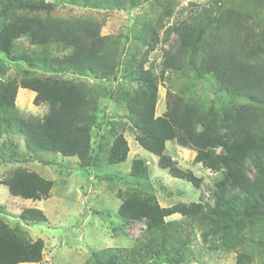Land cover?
I'll list each match as a JSON object with an SVG mask.
<instances>
[{"label":"trees","instance_id":"16d2710c","mask_svg":"<svg viewBox=\"0 0 264 264\" xmlns=\"http://www.w3.org/2000/svg\"><path fill=\"white\" fill-rule=\"evenodd\" d=\"M143 1L58 0L65 6L124 12L141 7ZM159 4L157 15L134 17L123 36H104L103 20L54 15L57 2L0 0V55L26 68L19 79L5 81L1 77L7 65L0 60V140L5 147L11 142L7 136H20L30 154L76 158L80 167L89 169L101 154L108 165L126 161L129 146L123 126L127 125L137 144L157 156L158 167L172 178L196 190L202 183L165 154L169 141L193 150L195 164L219 174L211 203L198 200L161 207L153 194L119 190L118 216L126 222H143L145 230L131 247L91 250L84 264H182L189 241L183 239L181 227L166 221L173 215L193 218L201 228L202 242L211 250L235 253V264H264V0H211L170 25L176 1L159 0ZM173 36L176 39L163 49L160 73L155 75L145 68L147 58ZM20 38L34 48L16 51ZM130 41L140 42L142 58L126 49ZM52 47L63 54L54 55ZM33 70L47 74L38 76ZM168 72L180 83L176 90L166 91L165 110L156 116L159 80ZM63 73L111 83L116 79L117 89L110 85L104 97L123 106L126 114L122 119L110 116L95 149L92 131L102 128L101 121L96 123L99 86L57 76ZM18 88L33 92V105H45L46 113L40 118L17 116ZM129 175L146 180L145 161L133 159ZM0 185L11 196L40 201L49 197L53 181L17 167ZM18 218L25 224L47 222L34 208L24 209ZM44 246L43 240L33 241L25 230L0 218V264L40 263Z\"/></svg>","mask_w":264,"mask_h":264},{"label":"rangeland","instance_id":"374dc122","mask_svg":"<svg viewBox=\"0 0 264 264\" xmlns=\"http://www.w3.org/2000/svg\"><path fill=\"white\" fill-rule=\"evenodd\" d=\"M57 2L54 15L59 16H88L96 20H103L101 35L126 34L133 18L150 12L157 15L161 10L159 0H144L142 6L129 11L115 10H89L60 4L58 0H47ZM173 14L168 24H174L184 18L197 13L203 6H208L211 0H175ZM151 3V4H150ZM194 11V12H193ZM144 12V13H143ZM171 42L159 44L154 52L150 53L145 68L153 74L159 75L160 63L163 49L170 47ZM124 43V38L121 39ZM130 41L126 43L128 51H136L137 58H142L144 48L140 42ZM34 47L28 44L26 38L16 41V51H30ZM54 55L61 56L63 53L58 47H52ZM65 52V51H63ZM0 60L7 65L5 75L1 79L7 81L12 77L20 78L21 72L26 69L21 63H13L0 55ZM28 72L30 70L28 69ZM38 76L47 73L33 70ZM66 79L85 81L90 86H99L100 98L98 101L97 122L102 123V128H94L91 137V148L95 149L98 135L105 133L103 126L111 115L122 119L125 116L123 106H118L109 101L107 88L110 85L116 88L115 81H98L90 77L74 76L70 73L57 74ZM178 81L170 72L166 73L164 79L159 80L158 99L155 115H161L165 110V93L169 89H177ZM201 86L197 91L201 93ZM117 89V88H116ZM214 94L212 91H210ZM199 93V94H200ZM219 96V95H218ZM217 96V99H218ZM34 94L26 89L18 88L15 98V113L19 117H38L46 113L45 105L34 106L32 103ZM214 97V95H210ZM120 122H125L124 120ZM124 136L128 142L129 153L125 162L108 165L105 155H98L94 166L84 169L79 166L76 158H63L58 154L42 152L30 154L20 136L10 135L9 145L5 147V141L0 140V180L9 171L17 167L33 170L45 179L53 181V188L47 199L32 201L20 197L11 196L7 187L0 185V214L10 226L25 230L34 241L41 239L44 242L43 259L40 263L32 264H84L91 250L104 248L124 247L128 248L142 236L145 230L143 222H126L117 214L121 200L116 197L117 192L125 190L139 191L144 196L155 195L161 207H168L178 202L190 203L202 200L211 203L210 192L220 176L195 164L193 159L195 152L190 149L177 146L174 142H167L165 154L169 155L183 171H191L196 177L201 178L202 183L198 190L188 182L172 178L168 173L157 165L158 157L142 149L134 139V135L123 126ZM3 146V147H2ZM140 158L145 161L149 168V176L146 180L130 177V166L133 159ZM39 209L45 215L47 222L41 224H25L18 218L24 209ZM167 222L181 227L183 239L189 244L182 254V264H235L236 254L224 250H211L202 242L201 228L198 223L189 217L173 215L166 218ZM117 227L121 230L114 233L110 229Z\"/></svg>","mask_w":264,"mask_h":264},{"label":"clouds","instance_id":"9594fccd","mask_svg":"<svg viewBox=\"0 0 264 264\" xmlns=\"http://www.w3.org/2000/svg\"><path fill=\"white\" fill-rule=\"evenodd\" d=\"M33 93V92H32ZM34 94V93H33Z\"/></svg>","mask_w":264,"mask_h":264}]
</instances>
